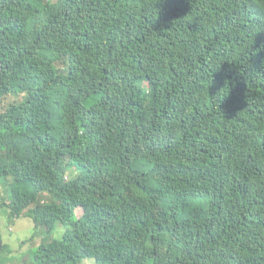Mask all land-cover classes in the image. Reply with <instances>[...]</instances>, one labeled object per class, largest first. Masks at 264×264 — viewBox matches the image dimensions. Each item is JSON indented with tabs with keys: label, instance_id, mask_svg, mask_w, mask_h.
<instances>
[{
	"label": "trees",
	"instance_id": "1",
	"mask_svg": "<svg viewBox=\"0 0 264 264\" xmlns=\"http://www.w3.org/2000/svg\"><path fill=\"white\" fill-rule=\"evenodd\" d=\"M0 109L33 264H264V0H0Z\"/></svg>",
	"mask_w": 264,
	"mask_h": 264
},
{
	"label": "rangeland",
	"instance_id": "2",
	"mask_svg": "<svg viewBox=\"0 0 264 264\" xmlns=\"http://www.w3.org/2000/svg\"><path fill=\"white\" fill-rule=\"evenodd\" d=\"M4 102L6 105V102H10V99L8 101L4 99ZM68 177H71V175H68ZM0 193H3L1 197L6 200L4 187L0 186ZM81 214L82 211L78 209L76 216L78 217ZM35 233L37 235L33 237ZM62 234L63 229L61 225H58L51 234H48L45 229L41 228L37 229L36 232L31 218L25 216L12 218L6 209H1L0 241L4 248L0 255V264H33V257L37 247L41 243H45V241L49 242L53 239H60ZM23 242L25 243L23 244ZM80 264H94V260L86 259Z\"/></svg>",
	"mask_w": 264,
	"mask_h": 264
}]
</instances>
